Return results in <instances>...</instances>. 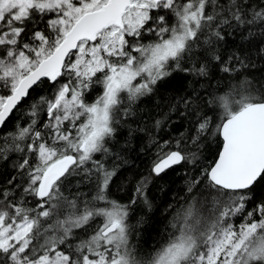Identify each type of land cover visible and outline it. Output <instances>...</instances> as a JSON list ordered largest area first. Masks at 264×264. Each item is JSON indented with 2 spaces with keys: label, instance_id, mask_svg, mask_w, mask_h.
Returning <instances> with one entry per match:
<instances>
[{
  "label": "snow or ice",
  "instance_id": "1",
  "mask_svg": "<svg viewBox=\"0 0 264 264\" xmlns=\"http://www.w3.org/2000/svg\"><path fill=\"white\" fill-rule=\"evenodd\" d=\"M257 30L264 0H0V130L31 100L0 135V161L15 156L0 179V264H264V79L241 71L255 67L243 45L221 52ZM216 72L229 83L209 90ZM177 76L209 88L160 99L187 126L153 138L149 175L127 204L112 199L105 161L125 150L113 142L127 128L130 145L139 106ZM178 168L188 198L145 249L132 206L150 210L148 184Z\"/></svg>",
  "mask_w": 264,
  "mask_h": 264
},
{
  "label": "trees",
  "instance_id": "2",
  "mask_svg": "<svg viewBox=\"0 0 264 264\" xmlns=\"http://www.w3.org/2000/svg\"><path fill=\"white\" fill-rule=\"evenodd\" d=\"M259 2V0H258ZM264 30H257V32L250 36L248 39L242 38L239 33L229 35L226 37V42L222 43L221 52L227 57L233 52L240 49L243 45L247 50L245 55H251L255 67L248 69H241V71L249 74L254 79H264V55L257 52L258 48L264 49V37L260 35V32ZM251 41V43H249ZM216 79L212 81L209 86L204 82L191 85L188 80L177 76L166 85L162 90L159 97L146 101L139 107L141 109L140 115L144 116L143 123H133L132 126L144 129L143 131H137L131 138L130 145H125V140L128 139V129L123 128L118 133L119 143L115 144V151L120 152L121 148L125 150L121 153L120 159L115 157H108L106 164L109 167L113 165L117 166V176L114 178V183L111 187V198L127 204L129 197L132 195V190L135 187L136 181L149 175L150 165L154 159L157 146L152 143L153 138L160 144L165 140L174 141L178 138L179 133L187 126L186 119L180 115V112H186L187 110L180 107L178 110H172L168 112L166 103L157 107V103L164 96H180L191 93L194 86L197 90H203L204 88L216 89L224 88L228 80L221 79L225 76L222 72L214 73ZM35 95V94H34ZM95 98V93L90 96V100ZM195 99V97H193ZM31 100L24 103L19 112H16L12 116L7 124V128L0 130V135L6 132L13 131L15 124L19 122L24 124L28 119L25 115ZM168 114L165 116V114ZM154 119H161L162 126L157 129L153 126ZM217 151L216 146L209 145L205 149L207 160L205 164L213 159ZM211 154H208V153ZM15 161L14 154L10 155L9 160L0 161V179H7V177L13 174L12 164ZM81 177L73 178V185L79 181ZM81 191L89 193L91 195L90 186L88 184H82ZM187 187V174L186 170L176 169L170 171L163 179L154 178L147 186V195L152 203V208L147 209L142 202H138L133 205L134 211L130 216V223L136 225V231L139 233V241L143 248L148 249L156 245L167 235L169 220L174 212H176L181 205L185 203L188 198V193L185 189ZM236 223L240 222L239 218H236Z\"/></svg>",
  "mask_w": 264,
  "mask_h": 264
}]
</instances>
